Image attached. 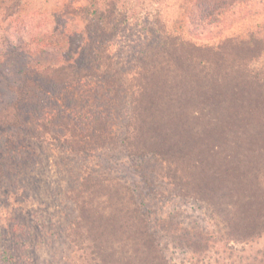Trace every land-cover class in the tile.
<instances>
[{"label":"trees","instance_id":"trees-1","mask_svg":"<svg viewBox=\"0 0 264 264\" xmlns=\"http://www.w3.org/2000/svg\"><path fill=\"white\" fill-rule=\"evenodd\" d=\"M155 1H1L0 19H4L0 23L11 18L9 25H16L19 30L12 36L18 41L10 50L12 60L0 59V131L25 130L29 139L57 145L63 152L83 158L84 162H88L89 171H78L76 185L68 188L65 194L67 198L63 201L74 204L72 211L61 212L58 218L55 214L43 215L42 222L29 221L20 213L0 221V264H54L58 257L62 264H162L153 245L154 238L146 225L143 228L130 225L129 230H125L129 235L126 240L123 238L126 225L114 214L116 211L110 207L112 203H107V199L120 196L119 187L113 185L112 179H102L101 175L106 171L101 155L107 147L114 145L112 140L119 132L112 127L117 126L119 117L124 115L127 118L121 145L134 149L132 145L149 137L137 103H140L139 95L147 99L142 90L153 85L148 84L149 73L156 67L153 59H141L139 62L142 65H135L132 59L137 54L132 55L131 51H127L124 58L129 62H118L116 53L111 55L117 44L113 39L108 40L109 30L116 29L118 25L122 29L124 22L133 25L132 29L140 27L142 31L146 30L147 27L140 26V13H146L151 6L153 9ZM157 1L159 4L160 0ZM72 11L85 14L88 20H79L83 24H76L77 18L72 16ZM156 11L154 19L158 20L160 10ZM146 18L149 19L147 13ZM127 24L125 26L129 28ZM161 34L164 42L161 43L159 62L166 64V56L170 54L169 40L165 39L164 32ZM175 40L180 42L179 38ZM232 44L253 52L251 59L254 62L247 68L241 65L237 69L234 66L233 69L239 73L236 75L233 71L231 79L214 69L213 63L216 67L218 65L215 61L209 59L202 64L197 63L196 68L202 66L201 70L191 77H202L201 81L193 78L198 85L191 86L186 98L174 94V91L168 92L169 100L163 104L180 110L183 104L192 108L198 105L196 99L200 95L211 92L207 82L221 78L222 82L217 81L213 87L212 104L216 109L208 113L204 108L196 111L199 113L196 120L201 128L190 139L193 136V142L200 145L198 148L206 154L204 166L217 162L225 174L220 181L204 182V187L194 197L204 201L222 224L229 223L227 216L232 212L240 222L242 220L251 226L257 221L264 222V191H260L259 195L256 192L244 197L240 195L244 189L242 185L249 180L245 172L257 168L253 163L260 160L262 166L258 168L264 169V60L259 63L262 56L264 59V21L247 26L244 34ZM186 48L191 51L193 46L186 44ZM133 50L139 51L138 48ZM177 58L182 61V54ZM124 87L125 92L132 95L138 88L137 98L128 103ZM216 102L220 106L216 107ZM142 109L145 111V107ZM149 121L147 125L159 128L154 118ZM182 128L176 125L179 134L187 132L186 128ZM181 148L175 152L177 157L168 152L173 164L178 162L179 165V160L190 159L192 152ZM169 151L174 152L173 147ZM24 165L19 166L18 174L26 171V168L22 170ZM210 169H205V172L216 175ZM72 171L71 167L69 172L72 174ZM8 172L0 158V178L4 179ZM82 174L84 177L80 178ZM36 180L38 183L34 185L40 184ZM122 194H125L124 191ZM122 198L117 202H121ZM127 203L130 205V200ZM126 214L130 215V212ZM131 215L129 221L133 219L135 223L139 215H136V210ZM252 237H255V232ZM66 244L67 254L63 251L59 254L60 245ZM207 250L204 247L200 253ZM41 252H47L50 259L41 260Z\"/></svg>","mask_w":264,"mask_h":264},{"label":"rangeland","instance_id":"rangeland-1","mask_svg":"<svg viewBox=\"0 0 264 264\" xmlns=\"http://www.w3.org/2000/svg\"><path fill=\"white\" fill-rule=\"evenodd\" d=\"M156 9L160 10L158 20L154 19L158 12ZM146 13L149 19L146 18ZM146 13H140V26L147 27L144 31L140 27L132 29L133 25L127 22L122 23V29L118 25L116 29L109 30L108 40L113 39L117 44L111 55L115 56L116 53L118 62H129L124 58L126 52L131 51L132 55L137 54L132 59L135 65L141 66V59H153L156 67L149 73L148 84L153 85L142 90L147 99L139 95L140 103H137L140 118L144 120L149 137L132 145L134 149L121 145L127 122L123 115L117 120V126L112 127L115 128L114 131L119 132L117 138L112 140L114 145L102 152L103 168L106 169L101 173L102 179H112L113 185H117L120 190V196L117 195L113 200L107 199V203H112L110 207L116 211L114 214L126 225L124 232L129 230L130 225L142 228L146 225L154 238L153 245L162 259V264H195L199 260L202 261L199 264H261L264 262V222L257 221L248 226L231 212L227 216L229 223L222 224L204 201L194 197L198 196L204 182L220 181L225 174L217 162H211L205 167L203 158L206 154L198 148L200 145L193 142V134L201 128L196 120L199 117L196 111L204 108L205 113H208L215 108L212 104L214 83L222 82L221 78L207 82L211 92L200 95L196 99L198 105L192 108L183 104L180 110L169 104L164 106L163 102L169 100L166 95L168 92L174 91V94L186 98L191 86L198 85L193 78L200 80L202 77H191L201 70L202 66L196 68L197 63L202 64V61L209 59L215 61L218 65L216 67L213 63L214 69L231 79L233 71L236 75L239 73L233 69L234 66L237 69L241 65L247 68L254 62L251 59L253 52L237 48L232 43L244 34L247 26L264 21V0H160L159 4L156 0L154 8L151 6ZM72 14L77 18L76 24H83L82 21L88 20L87 16L80 12L72 11ZM119 19L121 23V18ZM11 22V18H6V21L0 23V59L4 57L6 60H12L10 50H13V44L18 43L12 36L16 35L19 29L16 25L10 26ZM162 32L165 39L170 41V54L168 57L165 55L166 64L159 62L162 55L161 43L164 42ZM177 38L180 40L178 43L175 40ZM186 44L193 46L191 51L186 48ZM220 47L221 49H218ZM135 48L139 51H134ZM180 54L182 61L177 58ZM262 57L260 64L264 60ZM11 80L13 81L12 77ZM123 91L127 94L125 87ZM134 92L135 95L127 94L128 103L132 98H137L138 88ZM162 95L166 96L162 98ZM152 101H155L153 107ZM216 104V107L220 106L218 102ZM142 107H145V111ZM152 118L159 123V128L147 125V121ZM120 124L123 127H118ZM177 124L183 126L181 130L186 128L187 132L179 134L176 130ZM156 129L158 130L155 131ZM191 135L193 136L190 139ZM56 146L29 139L25 130L0 131V158L9 171L4 179L0 178V221L20 213L27 216L29 221L42 222L43 215L48 217L55 214L58 218L61 212L73 210L74 204L63 200L67 198L65 194L68 188L76 185V173L80 170L89 171L88 162L74 154L65 153ZM172 147L174 152L169 151ZM181 147L192 152L190 159H178L179 165L178 162L173 164L168 152L176 156L175 152L182 149ZM161 152L165 154L161 156ZM260 162L259 160L253 163L257 168L245 172L249 180L242 185L244 189L241 197L253 192L259 195L260 191H264V169L258 168L262 166ZM22 165V170L26 168V171L18 174L19 166ZM71 167L72 174L69 172ZM207 168H211L210 172L216 175H208L205 172ZM24 178L26 179L22 181ZM231 178L233 179L234 175ZM36 179L40 184L34 185L38 183ZM243 179L246 180V176H243ZM122 191L125 194H122ZM121 197V204L118 205L117 199ZM127 200H130V205ZM67 203L71 207L67 206ZM133 210L139 215L135 223L133 219L129 221ZM127 212H130V215L126 214ZM58 227L59 224L56 228ZM119 230L122 231L121 228ZM253 232L255 237H252ZM127 235L129 233L126 232L123 235L125 240ZM204 247L208 250L200 253ZM67 249V244L60 245L59 254L62 251L67 254ZM39 255L41 260L50 259L47 252H41ZM54 264H62L59 257L54 260Z\"/></svg>","mask_w":264,"mask_h":264}]
</instances>
